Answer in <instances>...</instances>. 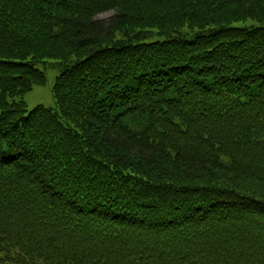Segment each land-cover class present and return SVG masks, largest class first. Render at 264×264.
I'll return each mask as SVG.
<instances>
[{
	"label": "trees",
	"instance_id": "1",
	"mask_svg": "<svg viewBox=\"0 0 264 264\" xmlns=\"http://www.w3.org/2000/svg\"><path fill=\"white\" fill-rule=\"evenodd\" d=\"M0 264H264V0H0Z\"/></svg>",
	"mask_w": 264,
	"mask_h": 264
},
{
	"label": "rangeland",
	"instance_id": "2",
	"mask_svg": "<svg viewBox=\"0 0 264 264\" xmlns=\"http://www.w3.org/2000/svg\"><path fill=\"white\" fill-rule=\"evenodd\" d=\"M114 17H115V13L113 11H110L100 14L96 19H98V21L108 23ZM56 75L57 72L50 71L48 73L47 84L44 86L35 87L30 93H28L24 97V100L27 103L28 111L32 110L37 105H44L46 107H52V108L56 107L52 95V87L54 85Z\"/></svg>",
	"mask_w": 264,
	"mask_h": 264
},
{
	"label": "bare ground",
	"instance_id": "3",
	"mask_svg": "<svg viewBox=\"0 0 264 264\" xmlns=\"http://www.w3.org/2000/svg\"><path fill=\"white\" fill-rule=\"evenodd\" d=\"M26 95H27V94H26ZM26 95H25V96H26ZM25 96H24V97H25Z\"/></svg>",
	"mask_w": 264,
	"mask_h": 264
}]
</instances>
